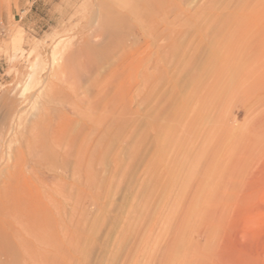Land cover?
<instances>
[{"label": "rangeland", "instance_id": "1", "mask_svg": "<svg viewBox=\"0 0 264 264\" xmlns=\"http://www.w3.org/2000/svg\"><path fill=\"white\" fill-rule=\"evenodd\" d=\"M104 7L126 37L94 72L113 116L91 176L40 188L26 264H264V0H0V116L38 105Z\"/></svg>", "mask_w": 264, "mask_h": 264}, {"label": "bare ground", "instance_id": "2", "mask_svg": "<svg viewBox=\"0 0 264 264\" xmlns=\"http://www.w3.org/2000/svg\"><path fill=\"white\" fill-rule=\"evenodd\" d=\"M111 11L106 7L100 9L92 21L95 24L92 32L76 35L75 40L64 46L60 62L53 63L56 67L54 79L49 90L40 94L38 105L23 111L19 106L2 102L4 114L0 116V154L6 152L11 157L8 156V163H2L0 167V253L15 252L21 257V264H26L31 255L22 248L25 239L37 233L38 226H41L37 223L47 210L43 202L51 198L40 188L60 185L62 181L56 175L64 176L63 172L70 167L75 182L82 181L83 173L85 178L91 176L93 153L98 148V125L102 122L96 114L102 106L104 122H109L113 116L110 110L114 100L109 97L111 82H103L101 76L94 77L103 57L126 42L120 30L123 16L114 14L117 10ZM84 85L87 86L85 89ZM121 102L122 110H125L124 98ZM75 120H78L79 130L72 133L70 130ZM108 134L109 130L105 128L103 137ZM6 141L8 144L4 146ZM13 142L16 143L14 149L11 146ZM90 152L92 155L85 160ZM52 201L54 199L49 200L50 204ZM38 205L43 206L44 213L36 210ZM200 209L202 211L201 205L195 206V214Z\"/></svg>", "mask_w": 264, "mask_h": 264}]
</instances>
